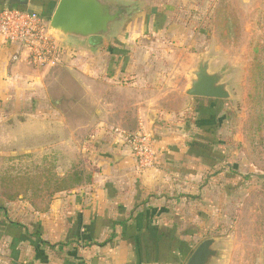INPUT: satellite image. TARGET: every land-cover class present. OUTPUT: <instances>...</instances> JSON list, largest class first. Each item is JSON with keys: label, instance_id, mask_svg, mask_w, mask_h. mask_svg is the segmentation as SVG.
I'll return each mask as SVG.
<instances>
[{"label": "crops", "instance_id": "crops-1", "mask_svg": "<svg viewBox=\"0 0 264 264\" xmlns=\"http://www.w3.org/2000/svg\"><path fill=\"white\" fill-rule=\"evenodd\" d=\"M108 1L127 7L132 15L115 21L109 38L102 36L88 47L86 64L74 50L61 58L65 68L56 72L52 87L61 85L63 74L71 82L61 89L64 95L55 100L54 113L39 120L45 124L40 137L56 140L51 146L55 154H82L87 162L81 167L84 179L56 193L45 211L33 210L32 222H22L27 229L11 225L0 211V264H177L181 259L176 253L165 257L176 227L174 215L163 208L177 198H190L185 193L171 195L179 186L199 179L207 168L199 158L206 150L184 143L191 138L189 133L200 137L197 130L220 116L227 100L186 95L182 76L191 75L194 67L185 71L179 56L185 46L196 50L195 45H202L204 50L190 53L188 59L195 57L197 66L199 58H210V70L215 71L212 66L222 42L213 25V39L219 46L212 48L216 54H210L207 41L190 40V34L176 32L179 24L153 17L163 10L160 2ZM8 4L0 0V8ZM104 40L106 46L99 51ZM16 51L0 43V90L32 79L29 85L45 94L49 66H36L33 73L31 64L11 60ZM158 56L175 59L174 65L154 67L152 61ZM75 89L81 98L74 96ZM25 119L19 123L22 129L32 121ZM140 128L153 138L157 163L150 169L138 167L124 140ZM161 188L172 192L169 195ZM33 232L50 245L41 244L29 234ZM112 232V240L100 245Z\"/></svg>", "mask_w": 264, "mask_h": 264}, {"label": "rangeland", "instance_id": "rangeland-1", "mask_svg": "<svg viewBox=\"0 0 264 264\" xmlns=\"http://www.w3.org/2000/svg\"><path fill=\"white\" fill-rule=\"evenodd\" d=\"M139 1L163 4V10L153 17L179 24L181 28L176 32L181 29L190 34V40L201 44L207 41L210 54H216L212 48L219 46L213 39V12L218 6L223 5L225 11L234 16L239 31L236 40L220 44L217 63L212 66V69H222L231 96L226 99V104L223 103L222 114L208 119L205 127L197 130L201 132L200 137L189 133L191 138L184 143L189 147L205 148L206 154L196 157L204 159L207 168L201 170L199 179L179 186L171 195L185 193L190 198H177L163 208L174 215L176 227V233L171 234L173 245L168 247L166 244L164 249L165 257L170 258L176 253L181 256L177 264H184L202 240L213 237L215 243L212 247L217 253L209 264H264V123L261 131L250 137V117L253 114L247 101L250 91L248 73L254 50L264 59V0ZM56 5V0H47L45 4L35 0L26 8L49 22ZM64 44L77 53L76 57L83 65L90 60L91 53L86 44ZM100 46L99 51L106 46L105 40ZM193 48L185 46L179 56L181 59L175 56L185 71L196 68V59H188L189 54L204 50L199 44L195 45L196 50ZM157 58L152 61L154 67L174 65L175 59ZM63 65L58 62L49 65L45 71L44 82L48 83L45 94L29 85L32 79L0 90V206L6 208L12 220L32 222L33 208L43 207L56 187L75 183L74 171L87 164L77 151L55 154L51 146L56 140L40 137L45 124L40 125L39 120L45 114L54 113L55 100H61L64 95L61 89L68 88L71 82L63 74L60 76L61 85L57 89L52 87L56 72L65 68ZM143 65L146 63L142 62ZM31 66V71L36 70L37 65ZM182 78L181 85L185 88L193 75H183ZM73 94L81 98L78 90L75 89ZM28 117L32 121L22 129L19 123ZM41 147L46 148L40 151ZM161 191L169 195L172 192L167 188H161ZM13 192H18L15 201H7L4 193Z\"/></svg>", "mask_w": 264, "mask_h": 264}, {"label": "water", "instance_id": "water-1", "mask_svg": "<svg viewBox=\"0 0 264 264\" xmlns=\"http://www.w3.org/2000/svg\"><path fill=\"white\" fill-rule=\"evenodd\" d=\"M11 5H27L29 0H8ZM115 4L108 0H59L50 16L49 31L61 41L86 44L99 43L102 36L110 37L111 26L118 18ZM210 58H199L191 72L185 94L193 97H206L226 100L231 94L224 81L222 69L210 70ZM213 237L202 240L191 252L185 264H209L217 253L212 246Z\"/></svg>", "mask_w": 264, "mask_h": 264}, {"label": "built area", "instance_id": "built-area-1", "mask_svg": "<svg viewBox=\"0 0 264 264\" xmlns=\"http://www.w3.org/2000/svg\"><path fill=\"white\" fill-rule=\"evenodd\" d=\"M0 43L14 46L12 61L23 60L31 65H53L71 52L56 34L49 31L48 22L37 12L17 5L0 8ZM139 168L156 166L157 155L149 131L140 128L124 136Z\"/></svg>", "mask_w": 264, "mask_h": 264}, {"label": "trees", "instance_id": "trees-1", "mask_svg": "<svg viewBox=\"0 0 264 264\" xmlns=\"http://www.w3.org/2000/svg\"><path fill=\"white\" fill-rule=\"evenodd\" d=\"M10 5L11 4H8L6 6H10ZM21 7L25 8L23 5H21ZM213 14H214L213 22L219 41L224 43V41L229 42L230 40L232 41L236 40L238 38L239 31L237 27V21L234 18V16L228 13L227 11H225L223 5L218 6L216 10H214ZM248 74L250 77V91L247 94V98H248L247 101L250 104V109H252V114H253V116L250 117V137H251L252 133H256V132L259 133L261 131L260 129L262 128V124L264 123V59L259 57L257 50H254V54L250 62V69ZM73 177L75 179L74 181L75 183L66 186L60 185L56 187L54 190H51L52 192H50L49 198H47L48 200H46L45 205L43 207H38V208L32 205L34 207L33 210L39 212L45 211L48 208L50 201L52 200V198L56 193L60 191L70 190L75 185L80 184L84 179L83 170L81 169L75 170ZM4 195H6L7 201L14 202L16 196L18 195V192H13L8 194L4 193ZM29 202L33 204L30 200ZM0 209L3 211L5 217L8 219L11 225L16 227H23L27 229V226L22 222L11 220L10 218H8L7 210L4 206H0ZM29 234L38 237V241L41 244L50 245L47 241H44L41 238H39V236L34 232ZM112 237H113V232L109 237H107L103 242H101L100 245L110 242L112 240Z\"/></svg>", "mask_w": 264, "mask_h": 264}, {"label": "flooded vegetation", "instance_id": "flooded-vegetation-1", "mask_svg": "<svg viewBox=\"0 0 264 264\" xmlns=\"http://www.w3.org/2000/svg\"><path fill=\"white\" fill-rule=\"evenodd\" d=\"M114 10L115 12H118L117 20H124L132 15L131 12H129V10L127 9V7H124L121 4H115Z\"/></svg>", "mask_w": 264, "mask_h": 264}]
</instances>
